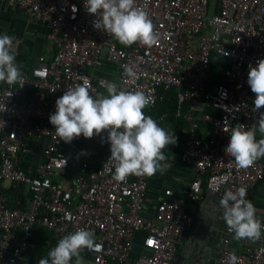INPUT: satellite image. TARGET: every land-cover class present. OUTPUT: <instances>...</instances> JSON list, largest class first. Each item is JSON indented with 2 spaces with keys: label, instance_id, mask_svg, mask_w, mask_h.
I'll return each mask as SVG.
<instances>
[{
  "label": "built area",
  "instance_id": "built-area-1",
  "mask_svg": "<svg viewBox=\"0 0 264 264\" xmlns=\"http://www.w3.org/2000/svg\"><path fill=\"white\" fill-rule=\"evenodd\" d=\"M0 2L47 25L53 47L51 60L26 70L18 60L20 40L14 38L15 63L23 75L13 85L0 82V109L6 105L0 111V264H23L38 227L57 240L80 228L93 231L98 250L87 249V264H179L178 245L192 223L187 199L198 201L204 188L220 199L225 190L245 187L252 202L251 190L264 181V158L242 169L224 149L236 124L256 130L264 112V107L252 111L255 94L246 82L249 65L264 58V0H137L159 33L152 47L138 42L125 47L95 29L96 17L85 10L84 0ZM104 60L115 66L116 79L96 75ZM216 61L223 63L219 81L211 77ZM122 65L132 66L138 79L125 76ZM81 77L96 92L101 80L141 90L150 97L149 106L174 92L173 116L187 124L180 160L191 169L180 196L159 200L146 214L148 176L117 182L103 170L111 155L108 130L70 143L59 140L49 116L56 99L82 84ZM32 141L40 144L41 159L25 170L20 163ZM91 142L105 148L94 167L72 148ZM263 232L237 249L224 224L218 264H229L233 253L237 264H264ZM139 237L141 251L132 257Z\"/></svg>",
  "mask_w": 264,
  "mask_h": 264
},
{
  "label": "clouds",
  "instance_id": "clouds-1",
  "mask_svg": "<svg viewBox=\"0 0 264 264\" xmlns=\"http://www.w3.org/2000/svg\"><path fill=\"white\" fill-rule=\"evenodd\" d=\"M84 8L95 15V29L108 33L125 47L137 42L148 47L158 43L159 33L154 31L147 12L137 6V0H84ZM15 51L14 38L6 33L0 35V82L8 85L15 84L23 75L15 63ZM122 67L125 76L138 79L132 66ZM81 79L82 84L67 88L56 99L55 112L49 116L59 140L70 143L81 135L92 138L108 130L111 155L103 170L112 172L117 182L126 181L130 175L152 176L158 171L162 174L168 167L162 149L176 144L177 138L173 131L169 134L145 114L150 97L141 90H122L117 84L104 80L99 83L107 94L96 92L87 77ZM246 82L255 94L252 111L256 112L264 107V58L249 65ZM4 110L6 105L0 109ZM5 123L3 121V126ZM256 124L261 135L259 140L256 130L246 129L243 124H236L230 132L224 151L234 158L239 168L246 169L264 157V112H260ZM246 195L245 187L225 190L219 207L223 209V220L233 233V239L256 242L261 238L264 220L257 216L254 204ZM84 249L96 251L98 245L93 231L80 228L61 238L38 264H72L73 258L75 264H84L81 256ZM237 262V256L231 254L229 264Z\"/></svg>",
  "mask_w": 264,
  "mask_h": 264
},
{
  "label": "crops",
  "instance_id": "crops-1",
  "mask_svg": "<svg viewBox=\"0 0 264 264\" xmlns=\"http://www.w3.org/2000/svg\"><path fill=\"white\" fill-rule=\"evenodd\" d=\"M8 34L20 40L18 60L26 70L32 69L40 61H49L53 57V47L49 37V28L45 24L35 23L20 10H13L6 3L0 2V35ZM223 63L216 61L211 70V77L222 80L221 68ZM96 75L110 79H116V68L105 60L96 69ZM99 92L106 93V89L100 87ZM176 99L173 91L166 92L165 98L152 106L144 109L146 115L157 121L169 134L177 138V143L168 145L162 149L167 160V169L161 174L159 171L148 176L150 190L145 201L146 214L151 213L155 204L161 199H174L180 196L191 178V169L180 160L186 136L187 124L178 117L173 116ZM212 110L211 108H208ZM166 115V116H164ZM164 116L163 120L159 118ZM208 129L207 124L202 125ZM261 135L256 128V139ZM84 143V156L91 166L98 164V160L105 154V148L99 147L92 142ZM32 151L23 158L20 165L25 170L35 168V164L41 159V146L37 141L31 142ZM264 158V157H263ZM252 203L256 214L264 220V181L257 183L251 190ZM187 208L192 214V223L186 229L184 237L178 245L179 264H218L222 250L224 233L223 211L219 207L217 196L204 188L198 201L187 199ZM264 234V232H263ZM140 237L137 238L132 252L136 257L141 251ZM57 240L51 232L38 227L31 242V246L25 250L23 264H38L40 258L47 256L49 250L56 246ZM247 239L235 240L232 238L231 245L240 249L247 243ZM84 264L88 263L87 249L82 250Z\"/></svg>",
  "mask_w": 264,
  "mask_h": 264
},
{
  "label": "rangeland",
  "instance_id": "rangeland-1",
  "mask_svg": "<svg viewBox=\"0 0 264 264\" xmlns=\"http://www.w3.org/2000/svg\"><path fill=\"white\" fill-rule=\"evenodd\" d=\"M89 144H90L89 146L92 147V145H91L92 142L89 143ZM72 148L76 149L78 153H83L84 152V144H76V145H73Z\"/></svg>",
  "mask_w": 264,
  "mask_h": 264
},
{
  "label": "trees",
  "instance_id": "trees-1",
  "mask_svg": "<svg viewBox=\"0 0 264 264\" xmlns=\"http://www.w3.org/2000/svg\"><path fill=\"white\" fill-rule=\"evenodd\" d=\"M80 155H83V153H80L79 156H80ZM68 156L70 157V160H71V161L75 159V158L73 157V155L70 156V155L68 154ZM19 192H20V193H19ZM19 192H18V194L22 197L23 195H22L21 190H20ZM23 198H24V196H23Z\"/></svg>",
  "mask_w": 264,
  "mask_h": 264
}]
</instances>
